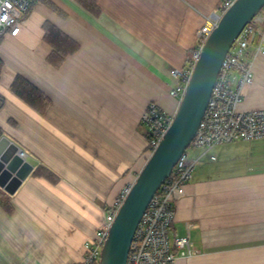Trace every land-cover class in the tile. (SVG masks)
Here are the masks:
<instances>
[{"label": "crops", "instance_id": "obj_1", "mask_svg": "<svg viewBox=\"0 0 264 264\" xmlns=\"http://www.w3.org/2000/svg\"><path fill=\"white\" fill-rule=\"evenodd\" d=\"M221 3L99 0L95 14L78 0H35L18 34H0V127L34 165L9 207L0 203V264L82 263L84 243L149 156L148 104L176 110L171 69L187 63ZM45 22L79 45L59 67ZM248 57L254 79L238 107L264 108V54L253 45ZM17 75L50 99L44 110L12 90ZM241 141L243 153L197 167L176 200L171 237L189 233L198 253L172 264H264V138ZM39 165L55 178L34 174Z\"/></svg>", "mask_w": 264, "mask_h": 264}, {"label": "built area", "instance_id": "obj_2", "mask_svg": "<svg viewBox=\"0 0 264 264\" xmlns=\"http://www.w3.org/2000/svg\"><path fill=\"white\" fill-rule=\"evenodd\" d=\"M34 1L0 0V34H18ZM234 2L235 0H222L220 11L204 19L198 31L202 42L218 24L221 14ZM261 15H264V6L242 29L223 59L205 113L190 146L204 148L207 152L222 142L264 138V108L240 110L238 107L243 99V86L254 79L253 59L248 57V51L254 45L256 53L264 54V31L259 28ZM256 36L258 39L255 41ZM200 45L188 57L183 67L171 69L175 84L170 88V94L178 99L185 91L199 56ZM234 80L236 84H233ZM173 115L156 102L148 104L141 122L147 129L149 154L165 135ZM20 153L26 158L24 150ZM197 162L198 158L191 157L186 149L170 175L157 189L134 233L127 264H172L179 257H191L198 253L189 233L171 237L176 200L185 193V186L192 178ZM130 187L131 184L125 187L115 204L106 212L103 224L94 237L84 243L81 264H99L110 225Z\"/></svg>", "mask_w": 264, "mask_h": 264}, {"label": "water", "instance_id": "obj_3", "mask_svg": "<svg viewBox=\"0 0 264 264\" xmlns=\"http://www.w3.org/2000/svg\"><path fill=\"white\" fill-rule=\"evenodd\" d=\"M264 6V0H235L222 14L199 48L185 91L172 123L158 146L138 171L130 190L118 207L104 242L99 264H127L134 233L157 189L190 146L205 113L223 59L242 29ZM18 144L0 138V187L14 194L34 165L20 155Z\"/></svg>", "mask_w": 264, "mask_h": 264}, {"label": "trees", "instance_id": "obj_4", "mask_svg": "<svg viewBox=\"0 0 264 264\" xmlns=\"http://www.w3.org/2000/svg\"><path fill=\"white\" fill-rule=\"evenodd\" d=\"M82 3L86 8L92 11L95 14L100 13L99 0H78ZM50 6L59 9L53 2L49 1ZM33 5V4H32ZM32 7V6H31ZM30 10V9H29ZM29 12V11H28ZM45 35L44 38L52 45V51L48 56L50 63L54 66L59 67L66 56L69 53H72L77 50L79 47L78 42H76L73 38L68 36L58 27L53 25L52 23L45 22ZM1 40V35H0ZM202 43L201 38L198 36V45ZM4 66V60L0 58V75L2 72V67ZM12 90L24 99L26 102L33 106H38L40 109L44 110L46 106L49 105L50 99L39 90L37 86L31 83L22 75H17L12 83ZM3 135V129L0 127V138ZM37 175H43L48 178L54 179V174L44 166H37L33 172ZM9 196L10 194L0 187V203H2L7 208L9 207Z\"/></svg>", "mask_w": 264, "mask_h": 264}, {"label": "rangeland", "instance_id": "obj_5", "mask_svg": "<svg viewBox=\"0 0 264 264\" xmlns=\"http://www.w3.org/2000/svg\"><path fill=\"white\" fill-rule=\"evenodd\" d=\"M166 111L172 114H174L175 112H170L168 110ZM241 142V140L223 142L221 145H218L217 147H214L213 149L207 152H205L204 148L189 146L187 151L191 157L198 158V162L196 164L197 169V167H199L202 163L210 161L211 155H214L216 157V161H218L220 159L228 160L231 157H235L234 155L236 154L243 153L245 151V147L240 146Z\"/></svg>", "mask_w": 264, "mask_h": 264}, {"label": "bare ground", "instance_id": "obj_6", "mask_svg": "<svg viewBox=\"0 0 264 264\" xmlns=\"http://www.w3.org/2000/svg\"><path fill=\"white\" fill-rule=\"evenodd\" d=\"M20 153V152H19ZM20 155H21V153H20ZM22 156V155H21Z\"/></svg>", "mask_w": 264, "mask_h": 264}]
</instances>
